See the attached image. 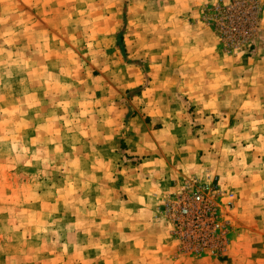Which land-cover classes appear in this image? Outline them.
<instances>
[{"label": "crops", "instance_id": "obj_1", "mask_svg": "<svg viewBox=\"0 0 264 264\" xmlns=\"http://www.w3.org/2000/svg\"><path fill=\"white\" fill-rule=\"evenodd\" d=\"M174 1L169 5L179 2V0ZM80 2L84 4L79 8L78 6L73 7V3H68L65 0L64 2L63 0H0V40L2 42L0 54L4 50L9 52L16 49L17 52H14L16 56H19L22 50L29 49L26 53L27 57H25L28 61L25 59L22 61L31 65L28 70V74L31 75L30 87L37 89V92L30 93L31 96L39 94L41 98L47 97L46 93L50 88L53 89L52 91L57 89V93H54L53 96H56L61 104L65 102L63 101L65 96L78 95V91L81 89H87L89 93L83 97L86 107L79 114L60 116L57 113L51 118L35 115L36 119L40 121L36 125L35 135L30 139L34 140L39 136L49 137L52 138V143L45 146L31 143L28 148L31 153V161L26 165L35 164L39 169H52L54 166L52 164L59 162V168L66 166L79 169L77 176H69L63 172L59 173L62 174L61 178L50 179L52 183L54 180L58 183L57 186L53 184L51 197H47L49 187L36 191V198L42 201L41 210L50 206L54 208L53 213H57L55 209L59 207L58 203L63 199L66 204H71L68 206L63 204L64 207H67L66 214L74 215L73 212L69 214L74 208L73 201L89 199L87 197L89 195L97 202H101L103 197H108L111 193V198L116 200L115 207L111 208L117 210L118 205H122L120 209L126 207L127 211L134 212V208L139 206L134 204L136 199L158 200L167 184L172 185V179L177 178L178 174L184 171L197 170L199 161L206 159L217 165L222 163L224 180L239 191L238 231L231 257L222 260L183 259L182 256L175 255L176 248L174 244L168 242L167 230L162 229L160 231L158 226L153 227L151 224L133 222V219L124 225L112 220L104 229L94 226V231L98 234L86 236V234L84 235L86 231L74 228L76 223L70 222L68 219L66 225L70 226L71 230L69 231L79 230H76L79 235L78 239H81L82 235L85 237L84 242L75 248L76 254L73 253V249H70L69 255L64 254L63 256V254H57L54 251L52 256H60L61 259H92L86 264H118L116 259H119L117 255L119 239L115 238V234L120 231H127L126 240L130 244L127 246L129 248L138 247V249H136L135 255L131 254L126 259H146V264H264L263 116H253L252 118L256 119L255 124H259L254 127L255 135H253L252 141L250 136L249 139H246L248 133L245 130L238 133L237 139H241L242 142L236 143L235 139L229 140V134L233 132L235 126L246 125L249 128V123L247 121H241L237 125L234 122L228 123L230 128L220 130L222 151L219 153L211 149L215 148L217 144L211 143L214 141L212 138L209 141L205 140L204 145L199 143L197 148L190 147L188 144L175 146V138L178 136V131L181 134V128H178L179 123L172 121L175 118V109L172 108L175 104V98H168L167 96L171 95L163 93L169 90L167 87L170 85L169 82L165 80L149 81L147 86L141 89L142 92H138V88L144 84V80L141 71L132 64L127 67L128 76L131 80L121 86L118 85L117 81L105 78L109 89L108 93L105 92V94L102 91L101 96H97L101 88L99 89L97 86L92 88L90 82H87L86 77L92 78L98 73H102L104 70L102 66L106 64L105 61L104 63L101 62L103 58L108 60L107 55L112 54L109 57L114 59L120 54L122 48L118 47L121 40L120 35L116 33L118 22L113 21L116 15L110 14L108 16L105 13L107 7H116V0H80ZM207 2L208 0H192L189 5L186 4L187 7H185L186 5L180 7L184 12L192 13L187 21L185 15L181 17L183 19L178 18L177 15L173 18L169 16L168 19L179 22L180 25L184 24L190 30H198L201 28L198 23L200 7ZM102 13H105V17L100 18H104V21L92 37L89 32L96 27L93 29V27L87 26L90 23L89 19H97V16ZM81 14H84L85 17L79 18ZM93 22L95 23L94 20ZM116 23L117 25L112 27ZM133 23L134 21H131V24ZM129 29L132 30V27L130 26ZM129 36H132V33L128 32L125 36L127 45L129 41L133 42L131 39L129 40ZM179 36L178 32L171 38L165 39L170 43L173 40L177 45L174 50L177 49L178 51H175L173 56H181L182 54ZM213 37L212 33L206 32L199 36L196 41L208 40V43H213L210 46L215 47ZM15 42L16 45L13 44ZM9 44H13V46H9ZM209 47L206 50L211 49ZM154 55L159 56V54ZM54 58L56 59L54 60ZM182 62L179 58L175 59L172 65L174 70L183 71ZM17 68L15 66L14 72L16 76H20V71H15ZM194 71H200V68L193 66L192 72ZM256 71L260 75L255 80L256 91L254 93L257 95L254 97V102L264 105V68L256 69ZM76 72L80 74L77 77ZM15 80L17 81V78ZM228 84L230 82L227 83L215 76L198 83L196 86L201 89V92L198 94H191L190 92L187 97L191 101V106L194 107L190 114L192 118L196 121L201 120L206 126H210L209 123H212L211 119H215V116L227 119L228 122L237 119L240 111L237 113L234 111V114L227 109L228 104L236 103L235 86ZM174 85L180 89L191 87L187 81L174 83ZM171 86L173 85L169 87ZM156 88L163 90L155 92ZM180 89L179 95L181 94ZM65 90H69L68 95H65ZM126 90L134 93L130 96L131 100H128L130 104H133L135 100L141 102L139 109L135 110L132 105L125 108L120 104L121 99H127L123 94V91ZM136 91L137 94H135ZM165 96L169 99L166 104H164L166 102ZM245 98L241 101L244 104L248 102L249 97ZM64 120L85 122L81 128L77 129L81 134L80 137H82L78 139L77 143L69 144L64 140V136H71V129L65 127L67 123L65 122L64 125ZM201 128L208 129L207 127ZM208 131L212 132L213 136L217 133L214 127L209 128ZM66 132L69 133L66 134ZM91 135L94 137L92 141L86 137ZM104 138H112L115 142L118 140L119 142L115 143V151H125L128 157H132V161L136 160L137 157L142 159L139 165L130 163V158L128 161L126 158L123 162L125 164L122 165L123 167L141 169V172L135 171L136 174L133 173L136 177L128 179L126 175L125 178L114 179L111 176L106 180V177L99 173L89 176L90 171L102 168L97 167L98 164L103 166V163L108 162H106L107 157L101 153L106 150V145L103 146V144H107V141H104ZM167 139L170 141L168 142ZM54 169L56 167H53V171ZM107 181H109V185L106 183ZM87 182L94 185L92 188L89 187L91 188L89 193L93 194L87 193V189L80 186V184L85 185ZM133 182H136L138 189H142L141 192L134 193L136 187ZM71 184H78V186L74 187ZM124 184L125 186H122ZM61 185H65L63 189ZM140 205L144 204L140 203ZM144 209L138 208L137 211L141 212ZM66 243L72 247L71 243L68 241ZM44 245L47 244L42 246Z\"/></svg>", "mask_w": 264, "mask_h": 264}, {"label": "rangeland", "instance_id": "obj_2", "mask_svg": "<svg viewBox=\"0 0 264 264\" xmlns=\"http://www.w3.org/2000/svg\"><path fill=\"white\" fill-rule=\"evenodd\" d=\"M65 1L73 3V7H79L84 4L80 0ZM191 1L179 0L177 4L169 5V3H174L175 1L116 0V7H107L105 13L108 16L110 14L116 15L113 21L118 22V25L116 23L112 27L117 25L116 33L121 38L119 46H117L122 49L117 56L118 58L114 57L112 59L109 57L111 54L107 55L108 60L104 58L101 60V62L104 63L105 61L106 63L102 66V69H104L102 73H98L92 78L86 77V79L87 82H90L92 88L95 86L99 87V89L101 88L97 95L101 96L102 91L105 94L109 89L107 80L117 81L118 85L121 86L131 80L128 76L127 67L132 64L141 71L144 80V84L138 88V92L146 87L149 81L165 80L169 82L173 86L169 87L170 85H168L169 90L163 93L170 94L171 96H167L168 98H175V104L172 107L175 109V118L172 121L179 123L178 125L180 126H177L181 128V134L178 131L174 145L188 144L190 147L197 148L200 144L204 145L205 140L209 141L212 138L214 141L211 143L217 144L215 148L211 149L219 153V151H222L220 147V130L230 128L228 123L234 122L235 125L241 121L249 123V128L246 125H237L233 132L229 134L228 139L231 141L235 139V142L238 143V141L242 142L241 139H237L238 133L240 131L244 132V130L248 133L246 139H249L250 136V140H253V135H255L254 127L259 125L255 124L256 119H252L253 116H263L264 118V105L254 102V97L257 95V93H254L256 91L255 80L260 75L256 69L264 68V0H208L207 3H203L200 7L198 23L201 28L194 31L190 30L189 27L186 28L182 24L183 22L180 25L179 22L169 21L168 19L169 16L173 18L175 15L183 19L181 17L185 15V20L187 21L192 13L189 11L184 12L180 7L186 4L189 5ZM176 5L179 6V9ZM105 13L97 16V19H89L90 23L87 26L93 27V29L96 27V29L89 32L92 37L93 33L104 21V18L100 17H105ZM81 17H85L84 14L79 16V18ZM131 21H134V23L131 24ZM102 26L105 27L104 25ZM130 26L132 30L129 29ZM128 32L132 33V36H129V40L131 39L133 42L129 41L127 45L125 36ZM178 32L180 34L181 44L179 46L182 54L181 56H173V53L178 51L177 49L174 50L177 45L173 40L170 43L165 39L171 38ZM206 32L214 35L215 47L213 45L210 46L213 43H208V40L196 41L199 36L204 35ZM79 39L82 38L79 37ZM13 44L16 45V42ZM13 44H9V46H13ZM208 47L211 49L206 50ZM28 50V48L22 50L19 56L15 54L17 52L16 49H14L15 52L4 50L0 54V264H86L87 261H92V259H61L60 256L52 255H54V251L57 254H63V256L64 254L69 255L70 249H73V253L76 254L75 248L84 242L85 238L81 235V239H78L79 235L76 232L79 230L86 231L84 235L89 236L94 233L98 234V232L94 231V226L104 229L112 220L124 225L126 222L130 223L132 219L133 222L151 224L153 227L158 226L160 231L162 229L164 231L167 230L168 242L174 244L176 248L175 255L182 256L183 259L222 260L231 257L238 231L239 191L235 186L224 180L222 163L217 165L210 163V160L206 159L199 161L197 170L184 171L178 174L177 178L172 179V185L167 184L158 200L144 201L143 199L137 200L135 198L134 204L139 206L134 208V212L127 211L126 207L120 209L122 205H118L117 210L111 208L115 207L114 203H116V200L111 198V193L108 197L101 199L103 202H97L89 195H87L89 199L73 201L72 205L74 208L68 213L71 214L73 212L74 215L66 214L67 207H64L65 200L63 199L58 203L59 207L55 209L57 213H53L54 208L50 206H46L44 210H41L42 201L36 198V191L49 187L47 197H51L50 193H53V184L58 185L57 181H55L56 178L62 177V174L60 175L59 173L64 172V174L69 176H77L79 169L66 166L59 168V162L52 164L54 165L52 169H39L35 164L32 166L26 165L31 161V153L28 150L31 143L43 146L52 143V138L49 137L39 136V138L34 140L30 139L35 135L36 125L40 121L36 119L35 115L51 118L56 116L57 113L60 116L79 114L86 107L83 97H86L89 93L87 89H81L78 91V95L65 96L63 99L65 102L61 104L57 97L53 96L54 93H57V89L52 91L53 89L50 88L46 93L47 97L41 98L39 94L31 96L30 93L37 92V89L30 87L31 75L28 74V70L31 65L22 61V59L27 57L26 53ZM203 53H205V56H203ZM154 54H159V56ZM178 58L183 61L184 65V70L181 72L174 70V66H172L175 59ZM25 60L28 61V59ZM15 66L18 67L15 71H20V76H16L14 72ZM193 66L199 67L200 71L192 72ZM205 71L206 73H203ZM89 72L91 73L92 71ZM77 75L80 74L76 72V77ZM221 75L224 76L221 78ZM214 76L227 83L230 82L228 85L235 86L236 103L228 104L227 109L233 113L234 111L236 113L240 111V114L237 119L229 122L227 119L215 116V119H211L212 123H209L210 126H206L201 120L196 121L190 115L191 109L194 107L191 106V101L187 97L190 92L191 94L201 92V89L197 88L196 85ZM16 78L17 81L15 80ZM184 81L190 83L191 87L180 89L174 85V83H182ZM179 89L180 95L178 94ZM162 90V88H156L155 92H161ZM65 92V95H68L67 92L69 93V90H65ZM138 92L136 91L135 94ZM123 94L127 99H121V105L125 108L132 105L135 110L139 109L141 105L139 100H135L133 104L128 101L134 93L126 90L125 92L123 91ZM258 94H260L259 91ZM244 97H246L245 99L248 97L250 99L245 104L241 102ZM168 98L165 96L166 102L164 104L168 102ZM65 122L67 123L65 127L71 129V136H64V140L69 144L77 143L78 139L82 138L77 129L83 126L84 121L64 120V125ZM195 123L197 124L195 125ZM201 127H207L208 129L214 127L217 133L213 136L212 132ZM68 133L66 132V134ZM86 137L90 141L94 138L92 135ZM103 140L107 141V144H103V146L106 145V150L101 153L107 157L106 162H108L103 163V166L98 164L97 167L102 168L90 171L89 176L99 173L105 176L106 180L111 176L114 179L125 178L126 175L128 179H131L136 177L134 176L136 174L135 171L141 172L140 168L136 170L133 167L126 168L122 165H125L123 162H125L126 158H128L126 161L130 158V163L133 162L137 165L142 162V159L137 157L138 160L132 161V157H128L125 151H115V143H118V140L116 142L112 138H104ZM167 140L168 142L170 141V139ZM202 155H204V152H202ZM53 167H56L54 171ZM86 175L88 176V174ZM54 177L55 180L52 183L50 179ZM190 179H197L203 182L214 180V185H217L222 190L223 199L220 211L226 226L223 248L220 246L216 247L217 242L215 241L218 240L214 239V243L208 249L198 252V248L194 247L197 243L192 241H189V243L185 242L178 232L180 226H178L177 221L166 214V202L168 199L178 193L185 182ZM108 182L106 183L108 184ZM133 184L136 187L135 194L138 191H142V189H138L136 182H133ZM67 185L70 186L69 184ZM61 186L63 189L65 185ZM73 186L77 187L78 184ZM80 186L85 187L87 193L94 187L90 182L85 185L80 184ZM122 186H125V184ZM89 194L93 193L90 192ZM140 203L144 205H140ZM66 205L71 204L67 203ZM138 208L145 209L140 212L137 211ZM68 219L70 222L76 223L73 227L79 230L69 231L71 228L66 225V220ZM126 235L127 231H120L115 234V238L119 239V246L117 247L119 259H116L118 264H146V259H126L131 254L135 255L136 249H138V247L129 248L127 246L130 244L126 240ZM67 241L72 244V247L68 246ZM43 244L47 245L42 246Z\"/></svg>", "mask_w": 264, "mask_h": 264}, {"label": "built area", "instance_id": "obj_3", "mask_svg": "<svg viewBox=\"0 0 264 264\" xmlns=\"http://www.w3.org/2000/svg\"><path fill=\"white\" fill-rule=\"evenodd\" d=\"M216 181V180H215ZM222 190L214 180H187L182 189L166 202V214L177 221L181 238L197 243L198 252L210 247L223 248L226 226L221 216Z\"/></svg>", "mask_w": 264, "mask_h": 264}]
</instances>
